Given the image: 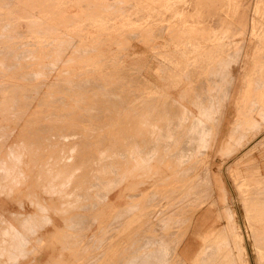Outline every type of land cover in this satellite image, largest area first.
<instances>
[{"label":"rangeland","instance_id":"obj_1","mask_svg":"<svg viewBox=\"0 0 264 264\" xmlns=\"http://www.w3.org/2000/svg\"><path fill=\"white\" fill-rule=\"evenodd\" d=\"M20 1L32 61L0 72V123L26 125L17 166L64 173L58 213L128 209L151 264H182L189 233L195 264H264V0Z\"/></svg>","mask_w":264,"mask_h":264},{"label":"crops","instance_id":"obj_2","mask_svg":"<svg viewBox=\"0 0 264 264\" xmlns=\"http://www.w3.org/2000/svg\"><path fill=\"white\" fill-rule=\"evenodd\" d=\"M22 3L23 1L20 0H0V72L1 74L5 73L4 78L24 79L25 64L32 61L30 57L27 58V51L30 50V44L26 41L27 32L22 33L17 27V21L24 19V12L18 10L22 7ZM20 69L22 72L17 73V76L15 72H11ZM27 78L40 77L32 74ZM7 87H9L8 84L2 85L1 88ZM14 88L13 85L12 89ZM8 104L10 103L0 104V110L11 111L13 117L12 106H8ZM25 126L24 124V127L18 130L17 125L12 126L8 121L0 123V141L3 138L6 141L7 136L16 135L9 144L2 147L0 145V160H5L8 165L12 164V166H0V211L3 212H0V264H94V262L98 264H151L146 254H151L153 257L157 251L153 252L152 250L151 252L149 247H157L158 242L155 240L152 242L149 239L148 243L142 239L137 241L136 226L131 225L135 221V216L129 217V220L127 219L125 222L122 220L124 215L126 217L130 214L126 209L123 210V212L126 211V214L123 215L120 214L123 212H120V208H118L113 215L104 216V220L98 221L104 225L96 226L93 229L94 232L90 228L98 222L90 220L89 214L58 213L57 207L60 200L57 198L56 192L64 190V188L61 183L49 182L48 179H50V175L62 177L64 173H46L41 172L38 168L16 165L19 157L14 148L19 147L24 141ZM11 149L13 154H10ZM260 161L259 164L264 169V158ZM48 175L49 177H47ZM260 180L258 183H262L264 177ZM49 193L53 197H50ZM25 199L27 203L24 201ZM6 201L15 202L20 209H23L26 203L32 207V210L29 212L15 210L18 212H14L5 206ZM84 203L88 205L87 200ZM116 203L117 201L114 200V205ZM151 203L153 205V201ZM118 204L120 205V202ZM4 212L9 213L17 221L18 227L11 225L5 218ZM154 215L157 216V214ZM195 219L198 228L202 230L208 227L218 229L224 224V221L220 224L216 223L219 220L216 211L205 213L199 210ZM108 226L109 228H107ZM259 229L257 227V230ZM90 233H94L93 242H84L85 238L90 239L88 236ZM118 237L119 241L116 246L111 249L110 246L106 247L108 245H105L104 242L107 239L110 238V241H113ZM198 248V239L192 233L187 234L177 252L182 264H195L190 255H193ZM245 248L247 253V245ZM81 252L82 255H80Z\"/></svg>","mask_w":264,"mask_h":264},{"label":"bare ground","instance_id":"obj_3","mask_svg":"<svg viewBox=\"0 0 264 264\" xmlns=\"http://www.w3.org/2000/svg\"><path fill=\"white\" fill-rule=\"evenodd\" d=\"M116 4H117V3H116ZM118 4H119V3H118ZM202 4H203V3H202ZM191 5H192V4H191ZM129 6H130V5H129ZM111 8H112V7H111ZM215 9H216V8H215ZM143 14H144V13H143ZM191 16H192V15H191ZM139 17H140V16H139ZM186 21H187V20H186ZM135 22H136V21H135ZM165 28H166V27H165ZM161 29H162V28H161ZM203 34H204V32H203ZM194 36H195V34H194ZM142 39H143V38H142ZM86 54H87V53H86ZM219 64H220V63H219ZM218 68H219V67H218ZM218 71H219V70H218ZM218 73H219V72H218ZM122 157H123V156H122ZM151 158H152V157H151ZM148 159H149V158H148ZM111 172H112V171H111ZM94 187H95V186H94ZM101 194H102V193H101ZM102 196H103V195H102ZM128 198H129V197H128ZM163 199H164V198H163ZM160 202H161V200H160ZM133 209H134V208H133ZM121 211H122V210H121ZM121 211H120V212H121ZM126 211H128V209H127ZM126 211H125V212H126ZM125 212H124V213H125ZM127 213H128V212H127ZM131 213H132V212H131ZM120 214H121V213H120ZM125 214H126V213H125ZM121 215H122V214H121ZM121 217H122V216H121ZM121 217H120V218H121ZM114 220H116V219H114ZM94 222H95V221H94ZM114 222H115V221H114ZM114 222H113V223H114ZM114 224H115V223H114ZM107 228H109V226H108ZM112 229H113V228H112ZM111 231H112V230H111ZM107 232H108V231H107ZM107 237H108V236H107ZM105 238H106V237H105ZM90 239H91V238H90ZM167 240H168V239H167ZM146 242H147V241H146ZM152 242H153V241H152ZM147 243H148V242H147ZM154 243H155V242H154ZM142 245H143V244H142ZM145 245H146V244H145ZM142 247H143V246H142ZM219 247H221V246H219ZM83 248H84V246H83ZM165 249H166V247H165ZM165 249H164V250H165ZM84 250H85V249H84ZM216 252H217V251H216ZM160 254H161V253H160ZM147 258H148V257H147ZM142 263H143V261H142Z\"/></svg>","mask_w":264,"mask_h":264}]
</instances>
